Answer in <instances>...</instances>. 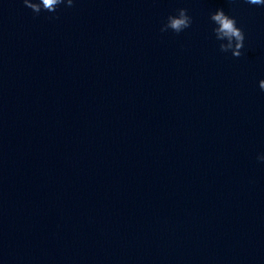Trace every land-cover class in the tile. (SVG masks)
Returning <instances> with one entry per match:
<instances>
[{
	"label": "clouds",
	"instance_id": "clouds-1",
	"mask_svg": "<svg viewBox=\"0 0 264 264\" xmlns=\"http://www.w3.org/2000/svg\"><path fill=\"white\" fill-rule=\"evenodd\" d=\"M234 2V0H233ZM250 5L264 6V0H245ZM24 5L31 9L34 13L39 14L42 10L49 13H55L57 7L61 4L71 7L74 0H23ZM210 20L215 27L213 33L218 41H221L219 48L222 52L231 51L234 57L242 55L244 47L245 34L243 30L237 26L236 19L230 17L223 9H217L211 14ZM192 24V18L187 14V9H178V15H170L167 22L161 27V32L171 29L175 33H180L184 29L189 28ZM259 88L264 91V79L259 81ZM259 160L264 161V155L258 157Z\"/></svg>",
	"mask_w": 264,
	"mask_h": 264
}]
</instances>
